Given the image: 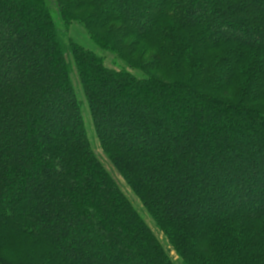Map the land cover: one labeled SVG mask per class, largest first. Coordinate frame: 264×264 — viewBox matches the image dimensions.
I'll list each match as a JSON object with an SVG mask.
<instances>
[{"label":"trees","instance_id":"trees-1","mask_svg":"<svg viewBox=\"0 0 264 264\" xmlns=\"http://www.w3.org/2000/svg\"><path fill=\"white\" fill-rule=\"evenodd\" d=\"M171 252L264 264V0H0V264Z\"/></svg>","mask_w":264,"mask_h":264},{"label":"rangeland","instance_id":"rangeland-1","mask_svg":"<svg viewBox=\"0 0 264 264\" xmlns=\"http://www.w3.org/2000/svg\"><path fill=\"white\" fill-rule=\"evenodd\" d=\"M61 26V24H60ZM62 31L65 33V36L67 37V40H71L80 46L94 52L95 54L99 55L100 57L103 58L104 63L106 66L115 68V69H121L124 65L123 62H121L117 56L114 53L107 52L104 50H101L96 43L91 39V37L84 31V29L76 23H72L69 26H61ZM89 137L91 139V143L93 148L95 149L96 154L100 158H104V155L102 154L101 149L99 148L98 142L96 138L94 137V134L92 130L89 128ZM110 169V167H108ZM114 177L116 180L119 182L120 186L122 187V190L127 194V196L130 198V200L134 203L136 208L139 210L141 215L144 217L146 222L149 224L155 235L163 242V244L166 246L165 239L163 235L158 231V229L155 227L154 223L152 222L151 218L146 214V212L142 209L140 203L136 199V197L133 195V193L130 191V189L126 186L124 181L121 179V177L114 171L112 170ZM168 247V246H167ZM171 256L174 260L178 259L175 256L173 252H171ZM181 264L180 262H178Z\"/></svg>","mask_w":264,"mask_h":264}]
</instances>
